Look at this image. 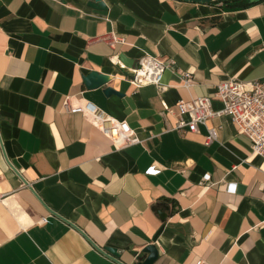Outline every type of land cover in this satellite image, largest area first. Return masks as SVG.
Returning a JSON list of instances; mask_svg holds the SVG:
<instances>
[{"label": "crops", "instance_id": "crops-1", "mask_svg": "<svg viewBox=\"0 0 264 264\" xmlns=\"http://www.w3.org/2000/svg\"><path fill=\"white\" fill-rule=\"evenodd\" d=\"M94 1L0 0V264H134L149 244L154 264H264V158L229 116L196 133L162 114L231 78L264 80V1ZM146 55L175 62L163 88L131 84ZM91 71L123 95L88 89ZM69 97L144 142L117 149L64 110ZM153 166L162 172L148 175ZM97 247L116 248L121 263Z\"/></svg>", "mask_w": 264, "mask_h": 264}, {"label": "built area", "instance_id": "built-area-1", "mask_svg": "<svg viewBox=\"0 0 264 264\" xmlns=\"http://www.w3.org/2000/svg\"><path fill=\"white\" fill-rule=\"evenodd\" d=\"M116 43L118 38H100ZM173 60H165L152 56H144L132 69L131 84L136 88L154 85L163 88L164 75L172 69ZM185 88H190L193 83L192 74L180 72ZM70 97L64 103L67 112H81L92 124L100 129L114 143L117 149L142 144L135 130L127 121H120L98 108L89 101H84L75 106L71 104ZM223 104L221 110L213 108V101ZM163 115L172 114L177 118L174 130L184 132H198L200 124H206L212 118L229 116L238 134L246 136L251 143L252 154L264 158V80H240L231 78L215 87L213 97H196L191 100H182L174 108L165 106ZM217 141L215 129L210 130L206 137L205 145L209 146ZM161 169L155 166L147 170L148 175H158ZM210 176H205L204 181H209ZM46 219L42 220V223ZM108 256V255H106ZM109 257V256H108ZM198 264H205L200 261Z\"/></svg>", "mask_w": 264, "mask_h": 264}, {"label": "water", "instance_id": "water-1", "mask_svg": "<svg viewBox=\"0 0 264 264\" xmlns=\"http://www.w3.org/2000/svg\"><path fill=\"white\" fill-rule=\"evenodd\" d=\"M180 2H189V3H196V4H211V3H226V2H249L252 4L260 3L264 0H176ZM90 6L95 9L99 10H107V6L103 2V0H95L94 2L90 3ZM120 60L124 63L127 67L134 66V62L128 60L125 56H120ZM84 83L88 89H97L101 87H105L104 94L106 96L112 95H123L120 92H117L115 89L107 86L110 82V76L107 74L100 73L98 71H91L89 74L85 75ZM162 219H166L165 214H161ZM97 249L102 252L104 255H108L115 261L120 262V254L116 248L112 247H105ZM142 253L146 255L145 259L139 258L134 264H154L158 257H159V250L155 244H149L143 248ZM122 264V263H121Z\"/></svg>", "mask_w": 264, "mask_h": 264}, {"label": "trees", "instance_id": "trees-1", "mask_svg": "<svg viewBox=\"0 0 264 264\" xmlns=\"http://www.w3.org/2000/svg\"><path fill=\"white\" fill-rule=\"evenodd\" d=\"M216 3H219V2H216ZM226 3H243L245 6H249V5H252V3H249V2H226Z\"/></svg>", "mask_w": 264, "mask_h": 264}]
</instances>
